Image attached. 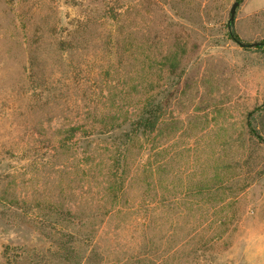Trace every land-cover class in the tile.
<instances>
[{
    "label": "rangeland",
    "instance_id": "374dc122",
    "mask_svg": "<svg viewBox=\"0 0 264 264\" xmlns=\"http://www.w3.org/2000/svg\"><path fill=\"white\" fill-rule=\"evenodd\" d=\"M236 1L0 0V264H264V0L231 31L257 47Z\"/></svg>",
    "mask_w": 264,
    "mask_h": 264
},
{
    "label": "trees",
    "instance_id": "16d2710c",
    "mask_svg": "<svg viewBox=\"0 0 264 264\" xmlns=\"http://www.w3.org/2000/svg\"><path fill=\"white\" fill-rule=\"evenodd\" d=\"M241 1L242 0H238L239 3ZM231 38L241 45L240 38L234 32H231ZM262 45H264V42L262 43ZM159 113L155 109H153L151 99L147 98L144 104L141 106L140 110H138L133 116L130 117V120H128L129 122H127L126 124L127 130L124 131L126 137L125 141L128 143H132L135 140L141 141L143 138H149L156 130V126L159 120ZM247 125L250 132L259 137L256 130H254V128L252 127L250 120ZM122 128V125L112 126V133L118 132ZM120 139L121 138H119V140ZM112 169H114V166L112 167ZM108 191L109 193L114 194L116 199L119 197V191L116 192L114 190V186H111Z\"/></svg>",
    "mask_w": 264,
    "mask_h": 264
},
{
    "label": "water",
    "instance_id": "95a60500",
    "mask_svg": "<svg viewBox=\"0 0 264 264\" xmlns=\"http://www.w3.org/2000/svg\"><path fill=\"white\" fill-rule=\"evenodd\" d=\"M240 5V3L238 1H236L233 6L231 7L230 10V18H229V22H228V28L230 30V32L232 31V28L235 24V17H236V12H237V8ZM259 45V43H254V44H249V45H241L243 47H257Z\"/></svg>",
    "mask_w": 264,
    "mask_h": 264
}]
</instances>
